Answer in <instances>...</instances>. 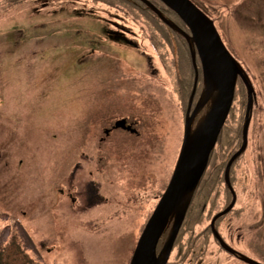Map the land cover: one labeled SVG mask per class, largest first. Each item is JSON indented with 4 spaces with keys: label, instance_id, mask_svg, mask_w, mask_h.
Returning a JSON list of instances; mask_svg holds the SVG:
<instances>
[{
    "label": "rangeland",
    "instance_id": "374dc122",
    "mask_svg": "<svg viewBox=\"0 0 264 264\" xmlns=\"http://www.w3.org/2000/svg\"><path fill=\"white\" fill-rule=\"evenodd\" d=\"M191 1L214 22L254 90L247 152L234 164L236 202L218 226L233 248L264 264V0ZM113 13L91 0H31L0 9V251L15 236L35 264L131 260L142 224L141 206L126 204L124 193L106 206L105 228L94 234L88 227L80 230L83 224L67 223L65 213L52 224L50 208V202L59 199L67 206L66 197L57 193L71 163L65 154L81 145L88 121L98 125L97 117L106 125L127 116L141 121L143 137L117 130L107 148L128 155L142 150L149 159L145 147L155 138L159 144L165 141L171 170L178 158L186 111L176 104L187 79L172 55L181 54H170L167 64L173 67L164 66L142 39L140 27L132 20L122 24ZM110 32H124L135 44ZM244 93L237 83L235 118L237 99ZM228 126L232 128L234 120L228 118ZM241 144L242 138L233 154ZM231 147L218 145L213 165L225 169ZM60 176L64 179H57ZM229 195L223 184L216 186L212 219L230 205ZM41 239L46 247L36 248L32 242ZM216 245L212 237L205 244L203 264H247L218 253Z\"/></svg>",
    "mask_w": 264,
    "mask_h": 264
},
{
    "label": "water",
    "instance_id": "95a60500",
    "mask_svg": "<svg viewBox=\"0 0 264 264\" xmlns=\"http://www.w3.org/2000/svg\"><path fill=\"white\" fill-rule=\"evenodd\" d=\"M140 1L167 27L186 40L191 52L195 78L186 110L183 141L175 169L168 187L138 240L130 264H167L194 193L207 170L210 156L227 122L234 102L237 82L240 79L247 91L242 145L231 157L225 170V182L232 194V201L223 212L214 216L211 221L212 233L221 247L233 253V250L217 233L215 222L228 214L236 202V193L230 182V171L248 144V132L255 102L254 90L242 68L223 43L214 22L191 0H160L186 25L189 33L168 20L150 1ZM197 57L202 70L203 89L194 109H192L199 80ZM205 107H207L206 113L195 123L197 116ZM115 127L125 130L132 129L131 126H126L125 120L118 121ZM172 221L173 225L167 239L161 251L157 253L158 243ZM241 257L247 264H261L246 256Z\"/></svg>",
    "mask_w": 264,
    "mask_h": 264
},
{
    "label": "flooded vegetation",
    "instance_id": "af4514ba",
    "mask_svg": "<svg viewBox=\"0 0 264 264\" xmlns=\"http://www.w3.org/2000/svg\"><path fill=\"white\" fill-rule=\"evenodd\" d=\"M160 11L166 18L169 17L167 12H164L162 10ZM112 34L114 36L115 35L121 36L123 38L126 37L124 32L119 34L113 32ZM126 41L128 42L129 40L126 39ZM129 42L130 44L131 43L135 44L131 41ZM197 61H199L198 57H197ZM199 70L201 71V75H202L200 61L198 65V71ZM201 81H202L201 87L203 89V76ZM196 103L197 101H195L194 99L193 109ZM206 111H207V107H205L202 110V112L197 116L195 123L203 116L204 113H206ZM97 118L99 121L98 125H95L93 122L90 123L88 121L89 124L85 127L84 133L81 137V145L79 144L77 148L68 150L65 154L66 157L67 156L69 157L68 160L71 161V163H69L70 166L68 167L69 170L67 169L68 172L66 171L67 173L66 178L64 179L61 176L57 177V179L62 178L65 180V184H62L60 186V189L57 190V193L60 195V197H66L67 206L65 207L66 208L65 210L60 199L57 201L52 200L50 202L51 205L50 208L52 209L51 214L54 216V218L52 219L53 220L52 224H54V219L57 223L61 215L65 213L67 223L72 224L73 222H77L80 225L83 224L81 225V227H79V229L82 230L85 227H88L86 229L93 231L91 232L93 234L95 232H100V230L105 228L106 206L107 205L112 206V203L116 200V197L118 201L119 198H122V195L124 193L123 196L126 197L125 198L126 204L136 203L141 206L140 212L142 217V224L140 225V233L138 235L135 248L133 250L134 253L139 237L141 236L160 198L162 197L163 193L165 192L166 188L169 185L178 158H176L174 162V166L171 170L169 163V152L166 143L165 141H161V144H159L157 143L155 138H154L155 141H152L151 145L145 147L146 151H148L147 156H150L149 159H146V157L143 155L142 150L139 151V153H136L138 155H128V153L123 154L124 152H121L119 148L117 149L111 147L107 148L106 144L109 142L110 137L117 130H123L125 132L130 133L131 135L137 137H143L144 135L143 132L138 130L141 121H137L127 116V117L118 118L112 124L106 125L103 117H97ZM120 120H125L126 126H131L132 129L125 130L121 128H116L115 127L116 123ZM101 124L103 125L101 126ZM226 125L228 126V119L227 122L225 123V126ZM91 133H94L93 136H95V140L90 138ZM97 133L98 135H96ZM217 147H218V142H217V146L215 147V149L213 150L210 156V160L208 163V167L210 168L212 166L215 168L221 165V164H217V162L213 165L215 158H218L216 151ZM142 148H143V142H142ZM79 149L81 150L80 153L77 151ZM233 149L234 148L232 146L231 149L228 150L230 154V156L228 157V161L234 155ZM246 152H247V148L243 153L242 158L245 157ZM74 156L76 157L75 163L72 162L73 159L75 158ZM178 156L179 153L177 154V157ZM227 164L228 162L226 163V166ZM226 166L224 171L226 170ZM139 172H141V175H138ZM230 175H231V171H230ZM224 184H226L225 172H224ZM228 191L231 196V192L229 188ZM138 195L144 197L140 202H135L134 199ZM38 204L39 203L35 201V204L33 206L37 207ZM230 213L231 211L228 214ZM115 217L117 216L112 215L110 218H115ZM219 220L215 222V229L217 233L220 235V237L223 239V241L226 243V245H228L233 250V253H230L221 247L219 241L213 235L212 229L210 227L212 238L216 241L217 244L216 246L220 248V250H217V252L225 253L229 255L232 258L231 259L232 261L245 263L242 260L241 256H246V255L243 252L239 251L238 249L233 248L229 244L227 238L220 231V227L216 225ZM172 225H173V221L169 223L168 229L161 237L157 246V253L161 251ZM183 228L184 227L181 226L179 230V233L176 237L171 253L169 255L167 264H185L186 260H189L188 264H203V260L205 259H203L201 262L200 254L191 253L189 255L188 253H186L181 249L182 247L181 244L183 243V239H184V235H182ZM32 243L36 248L46 247L47 245V241L42 239L39 240L37 243L35 242Z\"/></svg>",
    "mask_w": 264,
    "mask_h": 264
},
{
    "label": "trees",
    "instance_id": "16d2710c",
    "mask_svg": "<svg viewBox=\"0 0 264 264\" xmlns=\"http://www.w3.org/2000/svg\"><path fill=\"white\" fill-rule=\"evenodd\" d=\"M28 1L31 0H0V9L5 5H10L12 8L17 7ZM91 1L96 6H106L108 10L115 12L113 15L116 14L115 16L117 18H121L123 20L122 24H133L132 22H134V24L138 25L140 27L138 28V31L140 32L139 34H141L142 39H147V42H149L154 53L159 54L164 66L169 65L167 62L169 61L170 54H181L179 57L178 55H172V58L173 60L175 58L178 59L180 62V66L179 64L178 66L180 69L182 68V71L186 76L185 79H187L185 83L186 88L184 87V90L181 94V101L179 105L176 104L179 110L181 108L182 112L185 113L188 105V98L192 91L195 78L191 52L186 40L180 34L174 32L172 29L163 24L158 16L154 14L144 3L140 2V0ZM150 2H152L160 10L167 12L169 20L176 22L178 26H180L184 31L189 32L186 25L178 18V16L168 9L160 0H150ZM132 26L134 27V25ZM121 27H123V25H121L120 28ZM112 33L113 32H110V34ZM160 54H162V57ZM197 62L199 65V61ZM169 66L173 67L172 64ZM174 66L176 69L177 64L175 62ZM201 80L202 75L201 71L199 70V85H197L198 90L197 95L195 96V101H197L200 95L199 93L201 92ZM238 83L241 85L242 91L245 92L242 95L240 94L241 97L237 99L239 102L237 107V111L239 112L238 118H235L237 114L235 112L236 107L234 106L232 107L229 115V118L234 120V126H232V128L227 125L224 126V129L222 130L218 139V145H220L222 149H227L226 146H228V148L229 146H233V152L239 148L241 143L244 112L247 101L245 85L241 80H239ZM233 104L235 105V102ZM234 167L235 165L232 167L230 175L232 186H234ZM215 168L216 169H214L213 166L211 168H207L194 193L192 202L182 224L184 227L182 230V235H184L185 242L182 244L181 249L189 255L191 253L202 255V249L205 248V244H208L210 242V238L212 237L209 221L213 217L211 201L213 200L212 196L216 190V186L219 185V183L223 184L228 194H230L223 180L224 166L221 168ZM219 174L222 175L221 181L218 180L220 177ZM229 199H231L230 195ZM222 219L223 217L220 218L218 222H221ZM218 222L216 224L217 226L219 224ZM0 264H35V261L29 256L27 252H25L17 238L12 236L6 243L5 247L0 251Z\"/></svg>",
    "mask_w": 264,
    "mask_h": 264
}]
</instances>
